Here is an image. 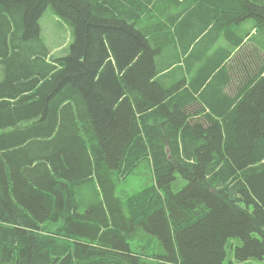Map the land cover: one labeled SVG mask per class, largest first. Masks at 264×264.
Returning a JSON list of instances; mask_svg holds the SVG:
<instances>
[{
	"label": "trees",
	"instance_id": "16d2710c",
	"mask_svg": "<svg viewBox=\"0 0 264 264\" xmlns=\"http://www.w3.org/2000/svg\"><path fill=\"white\" fill-rule=\"evenodd\" d=\"M142 1L0 0V264L264 260V0Z\"/></svg>",
	"mask_w": 264,
	"mask_h": 264
},
{
	"label": "crops",
	"instance_id": "0c3cea01",
	"mask_svg": "<svg viewBox=\"0 0 264 264\" xmlns=\"http://www.w3.org/2000/svg\"><path fill=\"white\" fill-rule=\"evenodd\" d=\"M182 2L183 0H179ZM141 2H143L141 0ZM186 3L190 4L191 10L187 13L188 16L184 19H187L192 11H195L197 9H200V7L203 6L202 0H185L184 7H186ZM172 12H166L165 17H163L162 21L167 22L170 18ZM180 21V20H179ZM220 22V20H217ZM184 22H182L183 24ZM256 22L249 20V22L243 23L240 27H237V36L243 40L241 46L237 48L234 53L229 57V59L226 60L227 64L230 63V60L237 57V53L240 51L241 47H243L245 50H248V52L253 51L255 53H258L259 50H253L257 48L260 45L264 46V34H261L260 29L257 28ZM215 26H211L208 31L205 32L203 36L200 37V40H202L201 46H204L203 50H206L209 48V55L216 56L219 54V51L221 50H232L233 49V43L230 41V39L233 37L232 32L235 31V26L233 24L230 26V32L231 34L228 35L226 32L227 30L224 29L223 32L218 33L215 29ZM171 31H174L171 29ZM264 51V50H263ZM228 52V51H227Z\"/></svg>",
	"mask_w": 264,
	"mask_h": 264
},
{
	"label": "rangeland",
	"instance_id": "374dc122",
	"mask_svg": "<svg viewBox=\"0 0 264 264\" xmlns=\"http://www.w3.org/2000/svg\"><path fill=\"white\" fill-rule=\"evenodd\" d=\"M41 32L44 41L52 49L53 54L62 56L66 54V49L73 42L72 31L68 24L62 20L54 11L53 7H48L40 19ZM148 179H135L129 177L123 184V187L128 184L130 189L139 190ZM255 264H264V260L254 261Z\"/></svg>",
	"mask_w": 264,
	"mask_h": 264
}]
</instances>
